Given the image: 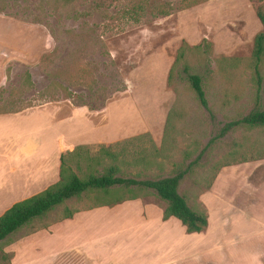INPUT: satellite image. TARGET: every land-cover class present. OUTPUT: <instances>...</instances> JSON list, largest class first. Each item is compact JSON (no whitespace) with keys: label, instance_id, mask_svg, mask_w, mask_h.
Returning <instances> with one entry per match:
<instances>
[{"label":"rangeland","instance_id":"374dc122","mask_svg":"<svg viewBox=\"0 0 264 264\" xmlns=\"http://www.w3.org/2000/svg\"><path fill=\"white\" fill-rule=\"evenodd\" d=\"M192 1L71 0L66 5L61 0H0V108L15 104L24 112L61 105L64 109L99 111L104 113L106 125L126 131L120 141L136 137L141 126L149 124L158 144L168 118L160 155L152 153L153 142L148 137L142 143L125 144V152L145 149L151 153L143 166L128 165L130 159L107 160L103 165L118 167L120 177L145 181L168 177L195 161L178 192L189 207L207 211L209 224L215 202L223 204L226 191L246 188V180L256 186V175L264 174V127H239L219 135L225 125L244 118L255 107L253 38L261 25L255 16L259 4L253 0H198L199 4L186 9ZM260 4L264 7V0ZM154 6L170 11L169 15L154 17ZM125 8L140 10L133 18L116 15ZM204 41L209 45L207 53L203 52ZM182 43L190 48H185L184 62L202 78L214 120L199 106L182 73V63L174 66ZM169 73L171 85H167ZM259 73V102L264 112V58ZM9 132L16 133L15 129ZM100 145H85L88 155L95 156ZM204 149L207 151L200 157ZM224 163L237 164L220 169L206 190L207 178ZM67 164L79 177L102 170V165L84 157L70 159ZM140 194L122 190L120 197ZM143 197L162 210L165 207L148 192ZM102 198L101 192H86L31 222L0 243V264H65L63 258L55 263L57 256H66L65 247L55 251L46 234L23 238L40 230L48 232L49 222L62 220L65 210H84L98 205ZM109 218L102 219L105 225L98 223L105 226L100 233L104 235L106 263L114 262L112 251L123 234L115 214L111 222ZM208 227L189 242L202 241L203 250ZM240 228L238 224L237 230ZM241 250L239 245L237 260L225 255L218 261L201 259L196 264H242ZM129 262V257H124L121 264Z\"/></svg>","mask_w":264,"mask_h":264},{"label":"crops","instance_id":"0c3cea01","mask_svg":"<svg viewBox=\"0 0 264 264\" xmlns=\"http://www.w3.org/2000/svg\"><path fill=\"white\" fill-rule=\"evenodd\" d=\"M103 114L85 108L45 105L0 116V216L14 203L57 183L61 155L77 146L119 142L126 131L118 132L114 126L106 125ZM138 121L140 128L142 122ZM148 125H142L135 136L149 135L159 147ZM9 129H15L17 134ZM256 176V186L246 180V188L226 191L223 204L212 203L215 208L209 217V238L205 237L203 250L202 241L189 242L197 233L187 234L175 218L163 220L162 208L145 201V197L79 210L69 219L49 222L48 232L37 231L22 241L46 234L51 248L65 247L66 256L59 255L55 260L63 258L65 264H78V258L79 264H121L124 257H129L130 264H196L201 259L218 261L225 255L233 261L238 259L239 245L242 264H264V174ZM114 214L123 234L117 241L118 248L112 251L116 260L106 263L104 235L100 233L105 226L98 223L103 224L106 220L102 219L109 217L111 222Z\"/></svg>","mask_w":264,"mask_h":264},{"label":"trees","instance_id":"16d2710c","mask_svg":"<svg viewBox=\"0 0 264 264\" xmlns=\"http://www.w3.org/2000/svg\"><path fill=\"white\" fill-rule=\"evenodd\" d=\"M64 4H68L71 0H61ZM146 3L150 0H141ZM259 5L255 9V16L260 23L261 30L254 36L253 38V52L252 58L254 60V73L256 77L257 83V94H256V103L255 107L252 111L245 116L244 118L231 122L228 125H225L224 128L221 129L219 135L224 136L229 130H235L239 127H248V128H258L264 127V112L260 109L259 102V93L261 91V78L259 73V66L264 58V7L260 4L262 0H253ZM200 1L194 0L185 5V8L193 7L199 4ZM156 5V4H155ZM157 8V9H156ZM156 9V13H153V16H167L169 15L168 10L164 8H160L154 6ZM138 10H140L138 8ZM136 9H123L116 13L119 17H128L133 18L135 14L139 11ZM206 43V47L203 49V52L207 53V48L209 47L208 43ZM185 48H188L185 43H182V46L178 49L177 55L175 57L174 66L177 63H182V73L186 79V82L189 84L191 90L195 94L196 100L199 106L207 113L210 120H214V115L209 107L205 91L202 85V78L197 74L191 72L190 67L187 65L185 60ZM200 45L197 47H193V49H199ZM53 54V53H52ZM51 54V55H52ZM27 75L28 83L30 75ZM171 73L167 75V85H171ZM32 85V84H31ZM32 108V107H31ZM27 109V108H26ZM23 112V109L19 110V107H16L15 104L10 105V108L4 109L0 108V116L4 115H12ZM168 118L166 119V123L164 124L162 140L160 146L155 148L154 143H152V153L155 156H158L162 153L163 147L165 146L164 134L167 129ZM150 137L149 135H142L134 138H130L128 140L119 141L108 146L100 145L98 153L95 156H90L87 153L86 146H77L71 152H67L60 157V167H59V180L57 183L49 186L44 191L30 197L24 199L20 202L13 204L8 210H6L0 216V243L7 240L14 233L19 230L29 226L31 222L45 218L51 214L55 209L65 204L67 201L73 198H79L82 194L86 192H101L103 193V197L98 205H112L118 204L125 200H135L140 197L145 196V193L152 194L158 200L164 203L165 207L163 208V220H168L169 218H175L180 222L185 228V232L187 234H199L206 230L208 224V215L205 209L200 210L196 208L189 207L186 199L179 194L178 189L180 187L181 182L184 179V175H186L191 167L195 164V161H191L185 169H176L174 174L157 178L152 180L141 181L135 178H123L118 176L120 169L116 166H104L103 163L107 160L109 161H117L121 159L122 161L130 159V161H126L129 165L130 162L134 164L142 165L144 163V159L148 157L151 153H148L145 149L140 151H135L131 149L128 152L126 151L125 144L128 142H139L146 138ZM213 141H210L208 146ZM204 149L200 153L203 155L207 150ZM86 151V152H85ZM88 160L91 163L96 165H102V170L99 173H87L84 177H79L68 167V161L73 158H81ZM199 158V157H198ZM248 161H243L242 163H246ZM237 163H224L217 169L213 170L210 176L206 180V190H209L211 185L216 179V174H218L219 170L222 168H227L232 165H236ZM146 165L144 168H147ZM122 190H126L131 193L133 190H138L140 195L132 196L130 198H121L120 194ZM144 192V193H143ZM73 213L68 210L64 211L63 220L69 219L72 217Z\"/></svg>","mask_w":264,"mask_h":264}]
</instances>
